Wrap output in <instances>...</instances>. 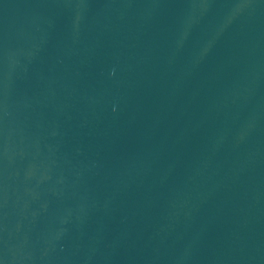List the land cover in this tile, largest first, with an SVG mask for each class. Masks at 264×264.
I'll return each mask as SVG.
<instances>
[{"label":"water","instance_id":"water-1","mask_svg":"<svg viewBox=\"0 0 264 264\" xmlns=\"http://www.w3.org/2000/svg\"><path fill=\"white\" fill-rule=\"evenodd\" d=\"M0 264H264V0H0Z\"/></svg>","mask_w":264,"mask_h":264}]
</instances>
